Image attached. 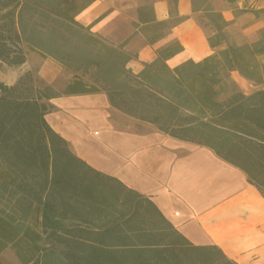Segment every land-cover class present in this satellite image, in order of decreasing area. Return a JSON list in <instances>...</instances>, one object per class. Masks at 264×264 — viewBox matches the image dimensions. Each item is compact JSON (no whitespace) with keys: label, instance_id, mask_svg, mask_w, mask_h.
I'll return each instance as SVG.
<instances>
[{"label":"trees","instance_id":"obj_1","mask_svg":"<svg viewBox=\"0 0 264 264\" xmlns=\"http://www.w3.org/2000/svg\"><path fill=\"white\" fill-rule=\"evenodd\" d=\"M91 1L0 0V62L24 63L14 45L22 43L73 73L61 91L35 85L29 72L0 81V253L12 246L22 264H237L217 245L191 243L149 197L78 157L46 115L53 98L104 92L122 113L210 148L264 196V89L218 99L231 71L264 84V26L252 42H228L229 22L210 0H191L214 27L210 47H225L170 68L183 49L175 41L134 72L125 42L110 44L76 21ZM169 4L173 15L177 0ZM252 12L261 17L264 7ZM156 24L150 30L168 26Z\"/></svg>","mask_w":264,"mask_h":264},{"label":"crops","instance_id":"obj_2","mask_svg":"<svg viewBox=\"0 0 264 264\" xmlns=\"http://www.w3.org/2000/svg\"><path fill=\"white\" fill-rule=\"evenodd\" d=\"M169 2L92 0L75 19L110 44L125 42L123 50L132 56L128 67L134 72L175 41L183 49L167 59L170 68L188 59L200 61L225 47H210L206 31L193 16L191 0H177L173 15ZM236 5L221 9L229 22L224 32L237 28L236 44L252 42L264 26L252 10L263 8L264 0H237ZM139 10L145 19H139ZM234 10L242 13L236 16ZM159 22L168 26L150 30ZM26 65L28 59L11 66L16 78L4 83L14 84L29 70ZM65 72L56 60L44 57L36 74L52 83ZM72 78L73 74L66 76L64 85ZM231 84L245 94L264 89L231 71L219 87L221 94ZM229 95L225 93L226 98ZM49 102L55 108L46 120L78 157L149 197L191 243L217 245L237 264H264V196L242 170L208 147L175 139L151 123L125 115L109 104L104 92L64 95Z\"/></svg>","mask_w":264,"mask_h":264},{"label":"rangeland","instance_id":"obj_3","mask_svg":"<svg viewBox=\"0 0 264 264\" xmlns=\"http://www.w3.org/2000/svg\"><path fill=\"white\" fill-rule=\"evenodd\" d=\"M236 1L237 0H233V1H229V0H214V2H212V0H210V4L213 8V10L218 11L221 13V9H225L226 6H230V7H234L236 8ZM234 15H238L241 12H239L238 10H234L233 11ZM222 14V13H221ZM195 20L203 27V29L206 31L207 34H212L214 27L211 25L209 19L205 16L204 12H195L193 14ZM261 18L264 20V14L261 15ZM231 33H226V38L228 40V42H240L239 39V30L236 28H232L231 29ZM259 32V31H258ZM259 34V33H258ZM258 34L256 36V39L258 38ZM235 38H233V37ZM255 39V40H256ZM15 46L21 47L23 49V52L25 53V58L28 59V66L27 68L29 69L28 71H25L21 76H23L25 73L29 72L32 75L33 81L35 83V85L42 87L45 85H50L53 89L57 90V91H61L64 88V82H65V77L66 76H70V74H73L71 70H68L65 68L66 72L64 73V75H61V77H57L56 79H54V81L52 83H49L45 80H43L41 77H38V75L36 74L41 63L42 60L44 59L43 56H41L38 52L36 51H32L27 49L25 44H20V43H15ZM14 45L12 46V48H14ZM26 68V69H27ZM14 68L9 66L7 63L5 62H0V79H3L4 81L1 82H11L14 81V79L16 78V75L14 73ZM50 69H48V73ZM20 76V77H21ZM19 79V78H18ZM85 79L90 80V78L88 77V75H85ZM17 82V81H16ZM15 82V83H16ZM262 87H264V84L261 85ZM238 88L234 85H230L229 87H227V89L225 90L224 93H222L221 95H219V100H224L226 99L225 97V93L228 92H232L233 90H235ZM126 115V114H125ZM128 116V115H127ZM127 120H129L127 117H124ZM0 263L1 264H22V262L20 261V259L18 258V256L16 255L15 250L12 248V246H8L6 247L1 253H0Z\"/></svg>","mask_w":264,"mask_h":264}]
</instances>
